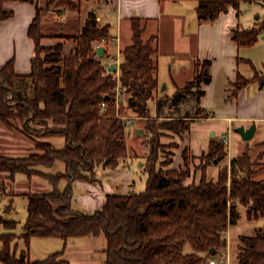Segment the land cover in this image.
Listing matches in <instances>:
<instances>
[{
  "label": "trees",
  "instance_id": "obj_1",
  "mask_svg": "<svg viewBox=\"0 0 264 264\" xmlns=\"http://www.w3.org/2000/svg\"><path fill=\"white\" fill-rule=\"evenodd\" d=\"M11 1L16 0H0V21L12 16L5 8ZM252 1L199 0L197 13L201 21L214 22L229 7L238 9L240 3ZM108 30L109 26H100L97 15L91 12L81 33L73 39L75 49L63 56V44H42L46 36L43 13L38 9L29 29L35 47L31 73L18 75L13 59L0 66V121L35 141L37 151L28 157L0 156V194L6 191L5 182H14L18 174L29 179L42 177L53 187L49 192L27 194L28 216L21 235L27 248L18 253L14 244L18 236L14 232L0 234V264H70L63 258V251L32 261L31 238L67 240L101 235L106 239V264H209L213 256L221 257V249L227 244L223 235L238 224L240 206L246 208L250 221L264 218V179L255 178L259 159L252 157L251 147L233 158L230 167H221L218 178L212 180L207 177V168L228 156L223 140L213 139L209 151L200 158L201 181L189 185V148L182 153L184 168H170L175 151L164 156V132L179 135L189 129L186 119L190 117L175 118L166 111L179 107L191 93L198 97L195 117H210L199 107L204 91L192 89L212 81V61L196 62L193 81L172 96L163 93L159 97L156 37L145 42L142 21H132V44L122 51L117 81V70L105 68L108 57H99L96 47L109 39ZM263 31L264 21L251 28L236 27L232 40L239 47L253 46ZM253 82L264 86V77L258 72L252 78L238 74L234 94ZM155 96L153 118L150 101ZM124 102L136 117L148 120L144 143L148 151L146 189L127 195L108 194L101 209L78 211L73 207L75 182H93L98 168L114 171L128 157L127 124L121 119L129 117L124 114ZM166 117L172 119L157 122ZM50 137L64 138L65 146L55 148L44 140ZM58 162L65 163V173L45 170ZM63 181L66 185L61 188ZM0 223L12 230L18 225L16 220L1 217ZM237 250L239 264H264V227L257 228L253 235H241Z\"/></svg>",
  "mask_w": 264,
  "mask_h": 264
},
{
  "label": "crops",
  "instance_id": "obj_2",
  "mask_svg": "<svg viewBox=\"0 0 264 264\" xmlns=\"http://www.w3.org/2000/svg\"><path fill=\"white\" fill-rule=\"evenodd\" d=\"M198 5L199 0H57L53 3H49V0H16L7 2L5 8L12 12V16L0 21V66L13 59L18 75L31 73L35 47L34 41L29 35V29L38 9L43 13V33L46 36L42 39V44L47 47L63 44V56L75 49L76 42L73 39L81 33L91 12L97 15L100 26H109L108 38L115 39L114 41L108 40L107 43L101 41L96 46L97 48L103 46L104 56L108 58L121 56L122 51L132 44V21L140 19L143 25V40L146 42L152 37H156L157 53L161 47H164L166 48L164 52L169 55L181 52L187 54L186 48H183L185 46L189 48L190 54H192L187 56L190 59L193 58V70L189 78L182 77L183 70L180 68V63L172 64L170 62L173 94L177 89L185 88L194 80L197 72L196 62L212 61L210 72L212 81L201 83L193 88V92L204 91L199 101V107L209 113L210 117L199 118L194 115L188 118L189 129L183 134L181 144L174 155L170 168L184 167L182 153L185 148H189L191 157L197 163L209 151L213 139L221 140L231 132L235 133L240 126L249 128L252 124H256V132L251 140H243L238 132L237 139L241 142H239L235 154L230 156L227 149V158L218 165L209 166L206 170L207 177L216 180L221 165L230 167L231 160L240 156L244 149L249 146L252 148V157L259 159V171L255 175L256 178L261 173L260 170L264 168V125L260 126V123H264V86L258 82H253L234 94L236 87L234 82L237 80L238 74L245 78L254 76L246 77L243 74V66L249 65L251 61L248 58L238 56L239 46L232 40V30L235 28L236 22L228 15L231 11H235V8L229 7L214 22L205 21L207 23H204L199 19ZM53 10H58L63 15L54 16ZM161 33L162 39L160 41ZM179 39L180 42L177 41ZM159 58L160 55L156 56L158 69L160 66ZM258 73L264 77V72ZM161 83L159 78L160 86ZM163 93L159 92V97ZM154 113H156V109ZM141 121L143 118L130 117L127 128L133 124L134 126L133 130H127V136L140 133ZM135 159L141 160L138 152L128 155L119 167L110 174L114 178L113 180H124V195L131 192V184L134 180L129 168ZM142 164L143 162L141 166ZM202 174V171L193 172L186 183L188 185L193 182L198 184ZM256 179L263 180L264 175ZM104 185L109 190L111 189L106 181ZM77 187L82 189L84 193L76 194ZM108 194L101 190L99 183L93 186L86 182H75L73 204L74 201L80 202L84 206L85 212L91 213L105 205ZM23 195L27 196V193H23ZM86 238L91 239V237ZM75 239L73 241H76ZM63 241L64 246H66L68 241L64 239ZM105 249L106 244L102 247L103 251ZM64 250L62 251L65 254ZM30 259L32 261L42 260L32 259L31 256Z\"/></svg>",
  "mask_w": 264,
  "mask_h": 264
},
{
  "label": "rangeland",
  "instance_id": "obj_3",
  "mask_svg": "<svg viewBox=\"0 0 264 264\" xmlns=\"http://www.w3.org/2000/svg\"><path fill=\"white\" fill-rule=\"evenodd\" d=\"M52 13L54 16H59L60 14L63 15V13L58 10H53ZM228 17L235 20V28L238 26L243 29L254 27L258 23L264 21V0L242 2L240 3L238 9H235V11H231L229 13ZM203 22L207 23L205 21ZM161 36L162 33L159 37L160 41L162 39ZM177 41L180 42V39ZM183 48H186L185 51L187 52V54H182L184 52H181L179 54L175 53V55H169L164 52L166 48L161 47L159 49V53H157V56L160 55V66L158 69V74L160 81L162 82L159 92H164L169 95L173 94L171 72L169 68L170 62H172V64L180 63V68L181 70H183L182 77L189 78L191 76V72L193 70V58L190 59L187 56H191L192 54H190L191 52L189 48L185 46ZM238 56L248 58L251 61V63L249 64L250 66L247 64L243 66V74L246 77H251L255 75L256 72H264V31L257 43H255L253 46L239 47ZM114 57L117 58L118 56ZM164 84L165 90H163ZM197 98V96H193L191 93L188 94L187 97L184 98L183 102L179 105V107H176L171 111H166L168 116H174L175 118L184 117L187 115L190 117L194 116L196 113L195 105ZM157 99L158 96H155V98L150 101V109L152 111L153 118H156V113H154V111L156 109ZM123 110L124 114L128 115L129 117H136V114L132 110L127 108V102H124ZM171 119L172 117H166L158 120L157 122H165ZM147 121L148 120L145 118H143V121H141L139 125V134L135 133V135L130 134L127 136L128 155H133L138 152L141 156V160L135 159L133 165L129 168L133 174L134 180L131 184L132 186L130 193H141L146 189L148 173L144 170V168L148 157V151L144 147V143L147 140V132L145 129ZM186 122L189 123V121ZM128 124L129 123H127V127ZM134 124L136 125L135 121ZM134 124L130 128H127V130H133ZM261 125H264V123H260V126ZM186 130L187 129L182 130L179 135H176L173 132H164L162 142L166 146L164 154L165 157L170 156L168 155L170 154L168 152H176L179 149V147L175 148L174 146H180L181 139L183 137V134L186 133ZM237 133V130L235 133L231 132L229 134L230 136H232L230 143L227 145L225 144L227 146V149L229 150L230 156L232 154H235V150L237 149L239 142H241V140L237 139ZM44 140L51 142L57 149L63 148L65 146V139L62 137H50L45 138ZM35 152H37L35 141L18 130L10 129L6 126V124L0 121V156L3 155L8 157H28ZM165 157H162L161 161H164ZM142 162L143 164L141 166ZM197 163L194 159H192V157H190L189 170L191 174L193 172L202 171L199 167L200 161ZM221 166L223 167L224 164ZM45 170L51 174L65 173L66 165L63 162H58L52 169ZM260 172L261 173L256 178L264 175V168H262ZM112 173L113 170L98 168L96 180L93 182L86 181V183L92 184L93 186L99 183L101 190L105 191V193L123 194L125 190V186L123 187L124 180H113L114 178L110 176V174ZM102 180L104 182H107V184L111 188L110 190L106 185H104V182ZM5 183L7 185V188L5 189L6 191H2L3 193L0 194V217L3 218V220H16L18 221V225L15 229L12 230L6 228L3 223H0V234L6 232H15L18 237L16 241H14V244L17 243V251L18 253H20L22 250H25L27 248L23 237H21L24 232V225L28 216V199L26 195H23V193H45L52 191L53 187L49 183V181L43 179L42 177L34 176L31 180H29L28 177L24 174H18L14 182L6 181ZM65 185L66 182L63 181L61 188H64ZM75 191L76 194L84 193L82 189H79L78 187ZM73 207L78 211L85 212V208L80 202L74 201ZM239 211L241 217L238 224L229 227L228 231L223 235L227 240V244L225 248L221 249L220 256L221 258H227L225 259L226 264H239L237 263V254L239 251L237 250V247L239 246V237L241 235H253L257 228L264 226V218L250 221L247 218L245 207L240 206ZM73 240L74 238L67 239L68 244L64 246V241L62 238L34 236L30 241L29 255L32 259H44L52 253L65 249L63 258L68 260L70 264H106L107 256L106 253L102 250V247H104L106 244L104 235H101L99 237H91V239H87L86 237H76V241ZM0 246H2L1 240ZM186 249L191 250V247L189 245H186Z\"/></svg>",
  "mask_w": 264,
  "mask_h": 264
},
{
  "label": "built area",
  "instance_id": "obj_4",
  "mask_svg": "<svg viewBox=\"0 0 264 264\" xmlns=\"http://www.w3.org/2000/svg\"><path fill=\"white\" fill-rule=\"evenodd\" d=\"M114 41L115 39H103L102 41L103 42H105V43H107V42H109V41ZM122 61H123V59H122V56H118L117 58H115V57H109L106 61H105V68L107 69V70H110V67L111 66H115V70H117L116 71V74H115V77H116V79H117V81H119V76H120V65H121V63H122ZM117 97V99H119L120 98V91H118V93H117V95H116ZM121 119L122 120H124L125 122H127V123H129V121H130V117H124V116H121ZM126 123V124H127ZM223 142H224V144H229L230 143V140H231V136L230 135H228V136H225V137H223ZM225 259H227V258H210L209 259V264H226V261H225Z\"/></svg>",
  "mask_w": 264,
  "mask_h": 264
},
{
  "label": "water",
  "instance_id": "obj_5",
  "mask_svg": "<svg viewBox=\"0 0 264 264\" xmlns=\"http://www.w3.org/2000/svg\"><path fill=\"white\" fill-rule=\"evenodd\" d=\"M98 51V55L99 57L103 58L104 57V47L103 46H100L98 47L97 49ZM110 70L111 71H114L115 70V66H111L110 67ZM163 90H165V84L163 86ZM108 98V96L106 97V99ZM256 124H252V126H250L249 128H245V126H240L237 128V131L241 134L243 140L245 141H249L253 138L255 132H256ZM222 140V139H221ZM215 250H213L214 252ZM213 258H215V256H213Z\"/></svg>",
  "mask_w": 264,
  "mask_h": 264
}]
</instances>
